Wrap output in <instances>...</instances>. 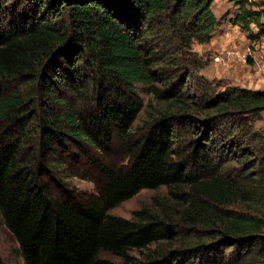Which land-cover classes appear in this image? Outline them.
<instances>
[{"label":"trees","instance_id":"1","mask_svg":"<svg viewBox=\"0 0 264 264\" xmlns=\"http://www.w3.org/2000/svg\"><path fill=\"white\" fill-rule=\"evenodd\" d=\"M213 1L0 0V214L25 264H264V90L198 73ZM232 1L264 37V4Z\"/></svg>","mask_w":264,"mask_h":264},{"label":"rangeland","instance_id":"2","mask_svg":"<svg viewBox=\"0 0 264 264\" xmlns=\"http://www.w3.org/2000/svg\"><path fill=\"white\" fill-rule=\"evenodd\" d=\"M246 1L264 4V0ZM211 7L218 20L216 30L208 42H193L191 46L202 62V67L198 70V73L208 79L223 80L230 85L264 90V37H260L256 41H250L239 26L232 23L233 15L237 10V5L232 0H214ZM261 21L264 22V14ZM141 97L144 104L151 98L149 94L144 92L141 93ZM253 128L264 133V111L261 118L253 123ZM112 157L116 164H120L125 160L122 153H113ZM89 170H91L90 166ZM68 182V190L76 191L80 196L93 191V182L90 179L69 177ZM154 197L158 199L165 198L166 187L142 189L110 209L109 213L131 218L135 211L143 207H149ZM128 254L131 258H135L140 253L137 250H131ZM98 257L114 263L122 262L120 257L106 251H101ZM0 262L2 264H25L18 242L4 225L1 214Z\"/></svg>","mask_w":264,"mask_h":264}]
</instances>
